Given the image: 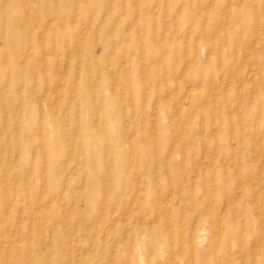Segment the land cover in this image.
Listing matches in <instances>:
<instances>
[{"label":"rangeland","instance_id":"374dc122","mask_svg":"<svg viewBox=\"0 0 264 264\" xmlns=\"http://www.w3.org/2000/svg\"><path fill=\"white\" fill-rule=\"evenodd\" d=\"M0 264H264V0H0Z\"/></svg>","mask_w":264,"mask_h":264}]
</instances>
